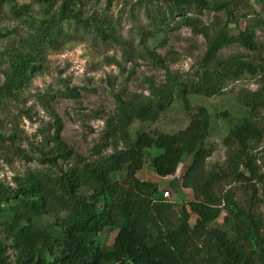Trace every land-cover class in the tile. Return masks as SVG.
<instances>
[{"label":"trees","instance_id":"trees-1","mask_svg":"<svg viewBox=\"0 0 264 264\" xmlns=\"http://www.w3.org/2000/svg\"><path fill=\"white\" fill-rule=\"evenodd\" d=\"M13 1L0 0V10ZM87 1L30 0L40 7L42 17L32 34L20 40L17 50L6 55L0 110L4 99L26 88L48 52L72 41L77 29H88L87 19L81 20V7ZM153 1L157 5L147 12L149 28L141 40H157L169 27L173 31L188 28L205 44L197 68L192 74H172L145 47L141 52L164 70L163 80L148 83L145 95L115 97V111L105 122L104 142L90 159L63 143L61 124L52 111V145L46 153L40 150L24 154L11 144L5 145L0 137L4 154L34 160L37 166L16 176L13 187L0 184V264H264L262 224L254 211L255 191L249 190L244 207L235 203L231 192H215L216 183L223 177L202 172L204 160L212 152L207 143L209 117L202 107L190 113L187 101L189 95L217 96L228 83L260 73V67L251 59L218 57V52L230 45L253 52V31L240 29L233 21L235 34H230L227 27L232 13L225 3ZM207 10L223 12L228 22L216 30L209 28L200 19ZM9 12L15 17L26 15L24 6L10 5ZM69 28L73 29L71 33ZM100 35L104 36L103 31ZM154 42L153 47L163 46L158 40ZM250 94L239 96L247 116L232 126L222 143L227 148L235 147L234 155L228 157L229 164L240 165L246 174L236 172L230 176L233 181L245 182L248 188H252L251 181L260 178L248 145L257 137L252 116L262 105L258 92ZM76 96L69 89L58 93L59 98ZM46 98L42 97L43 102ZM174 100L180 101L189 114L183 130L171 135L137 132L129 136L132 123L155 122ZM150 150L157 153L150 156ZM58 161L65 167L59 168ZM145 163L157 177H171L164 190L137 178ZM180 164L183 169L179 186L190 189L192 199L176 206L162 193L177 194L173 176ZM222 213L221 224L211 226ZM190 215L195 217L191 226ZM104 229L115 232L107 248L96 239Z\"/></svg>","mask_w":264,"mask_h":264},{"label":"rangeland","instance_id":"rangeland-1","mask_svg":"<svg viewBox=\"0 0 264 264\" xmlns=\"http://www.w3.org/2000/svg\"><path fill=\"white\" fill-rule=\"evenodd\" d=\"M209 5L225 3L232 18L228 32L235 34L233 21L238 28L252 29L256 48L246 51L236 45L222 48L219 58L238 56L251 59L260 73L255 76L243 75L239 80L230 82L217 96L206 98L189 95L187 101L190 113L202 107L208 114L209 127L207 143L212 152L204 160L203 174H219L223 177L215 185V192H231L236 204L244 207L249 190L254 189V211L261 220L264 236V0H206ZM25 7L26 15L15 17L9 6ZM153 0H88L81 7V20L86 18L88 29H77L75 38L55 51L47 53L37 74L32 75L26 88L10 99H4L0 110V137L5 145H13L25 153H45L50 149L53 133V120L50 112L61 124L60 138L74 153L90 159L95 149L103 144L105 122L115 111V97L127 98L133 93L145 95L148 83L156 84L163 80L164 70L160 69L141 51L146 47L159 57L172 74H192L202 57L205 44L201 36L193 35L188 28L175 31H162L156 38L163 46H152L154 41L143 38L146 33L147 12L155 7ZM42 10L30 0H15L4 4L0 10V84L6 67V55L17 50L20 40L33 32ZM200 19L203 24L216 30L227 23L221 11H203ZM68 30V29H67ZM72 28L68 32L71 33ZM103 31L104 36L100 33ZM130 49V52H128ZM65 89L74 90L75 98H59L58 93ZM258 92L262 105L252 116L257 137L249 143L248 152L255 160L260 178L250 182L233 181L230 176L243 173L240 165H230L228 157L234 155L235 147H225L223 139L240 119L247 116V109L239 103V96ZM47 97L43 102L42 97ZM52 97V98H51ZM188 113L180 101L174 100L155 122H134L128 128L132 137L135 133L175 134L183 130L189 122ZM120 147V145H119ZM250 147V148H249ZM108 153V150H104ZM149 155L157 151L150 150ZM33 157V156H32ZM57 166L64 168L65 163L58 161ZM36 166L34 160H20L0 149V184L13 187L12 180ZM39 168V167H38ZM181 164L174 179L177 181V194L168 193V201L176 206L185 205L192 199L190 189L181 188ZM122 175L120 174V177ZM143 181L154 183L159 190L165 189L171 180H161L149 169L147 163L136 174ZM175 211V210H174ZM223 213L211 226H219ZM190 215L188 224L194 223ZM115 232L104 229L97 236L99 245L107 248L112 243Z\"/></svg>","mask_w":264,"mask_h":264},{"label":"built area","instance_id":"built-area-1","mask_svg":"<svg viewBox=\"0 0 264 264\" xmlns=\"http://www.w3.org/2000/svg\"><path fill=\"white\" fill-rule=\"evenodd\" d=\"M162 197L167 199L169 197L168 192L167 191H164L162 193Z\"/></svg>","mask_w":264,"mask_h":264},{"label":"crops","instance_id":"crops-1","mask_svg":"<svg viewBox=\"0 0 264 264\" xmlns=\"http://www.w3.org/2000/svg\"><path fill=\"white\" fill-rule=\"evenodd\" d=\"M157 178H159V177H157ZM167 178H170V177H165V178H159V179H161V180H167ZM142 180V179H141ZM143 181V180H142Z\"/></svg>","mask_w":264,"mask_h":264},{"label":"clouds","instance_id":"clouds-1","mask_svg":"<svg viewBox=\"0 0 264 264\" xmlns=\"http://www.w3.org/2000/svg\"><path fill=\"white\" fill-rule=\"evenodd\" d=\"M178 169V168H177Z\"/></svg>","mask_w":264,"mask_h":264}]
</instances>
